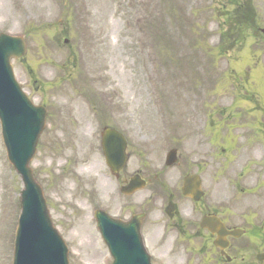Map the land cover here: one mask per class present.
Wrapping results in <instances>:
<instances>
[{
    "label": "rangeland",
    "instance_id": "1",
    "mask_svg": "<svg viewBox=\"0 0 264 264\" xmlns=\"http://www.w3.org/2000/svg\"><path fill=\"white\" fill-rule=\"evenodd\" d=\"M230 1L0 0V32L27 42L26 54L12 61L16 78L48 110L31 167L71 264L111 263L93 210L122 218V179L139 164L133 154L120 178L111 175L101 150L105 127L119 128L140 148L141 134L166 131L162 123L210 122L206 109L219 107L227 108L226 119L242 75H250L247 89L262 82L261 32L230 53L220 49L221 13H231ZM252 3L264 27V0ZM161 144L146 142L139 153L156 159L167 147ZM22 187L0 125V264H13ZM147 195L140 191L137 203ZM154 221L159 231L164 219ZM157 240L146 241L149 250Z\"/></svg>",
    "mask_w": 264,
    "mask_h": 264
},
{
    "label": "flooded vegetation",
    "instance_id": "2",
    "mask_svg": "<svg viewBox=\"0 0 264 264\" xmlns=\"http://www.w3.org/2000/svg\"><path fill=\"white\" fill-rule=\"evenodd\" d=\"M242 82L248 80L239 84L245 87ZM240 90L244 94L234 99L233 122L190 121L182 128L162 123L166 132L141 134L140 148L128 142L130 156L135 154L139 164L123 177V185L140 174L148 195L137 203L135 196L143 189L123 194L122 219L144 213L146 240L158 238L156 245L151 244L154 264H260L264 260V78L251 90ZM252 112L256 114L251 116ZM149 141L175 148V164L167 165L165 156L148 159V154H140L147 151ZM185 181L186 191L198 192L197 198L183 192ZM155 215L167 221L161 235ZM207 217L219 218L228 231L240 229L243 234L222 238V230L219 235L202 225Z\"/></svg>",
    "mask_w": 264,
    "mask_h": 264
},
{
    "label": "water",
    "instance_id": "3",
    "mask_svg": "<svg viewBox=\"0 0 264 264\" xmlns=\"http://www.w3.org/2000/svg\"><path fill=\"white\" fill-rule=\"evenodd\" d=\"M25 53L24 37L0 34L2 134L8 158L24 183L14 264H69L66 243L53 227L42 187L30 167L39 136L46 125L47 111L31 103L14 77L11 59ZM103 148L112 170H120L127 159L124 136L116 129L105 130ZM97 217L100 231L114 258L112 264H151L136 220L122 223L104 211L98 212Z\"/></svg>",
    "mask_w": 264,
    "mask_h": 264
},
{
    "label": "trees",
    "instance_id": "4",
    "mask_svg": "<svg viewBox=\"0 0 264 264\" xmlns=\"http://www.w3.org/2000/svg\"><path fill=\"white\" fill-rule=\"evenodd\" d=\"M235 10L228 15L226 21L227 29L222 35V51L227 53L235 48L237 44L247 38V30L252 27V17L246 14L248 7L245 4L233 1Z\"/></svg>",
    "mask_w": 264,
    "mask_h": 264
}]
</instances>
